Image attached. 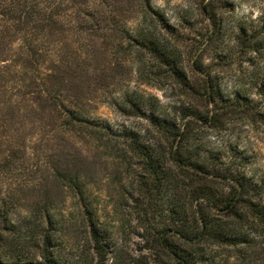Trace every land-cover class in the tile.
<instances>
[{
  "label": "trees",
  "instance_id": "16d2710c",
  "mask_svg": "<svg viewBox=\"0 0 264 264\" xmlns=\"http://www.w3.org/2000/svg\"><path fill=\"white\" fill-rule=\"evenodd\" d=\"M178 37L151 0H0V264L107 263L94 228L87 253L64 254L68 246L59 243L64 229L48 185L83 198L81 161L90 151L78 144L133 175L136 195L155 207L154 264H264V175L245 152L203 143L197 125H211L213 110L172 113L133 91L107 103L141 118L143 128L113 127L84 113L85 78L98 72L103 88L106 70L115 79L132 59H147L155 74L212 108H234L211 81L195 90L170 43ZM106 49L117 59L98 69L96 52ZM201 65L195 72L204 73ZM254 113L264 126V115Z\"/></svg>",
  "mask_w": 264,
  "mask_h": 264
},
{
  "label": "rangeland",
  "instance_id": "374dc122",
  "mask_svg": "<svg viewBox=\"0 0 264 264\" xmlns=\"http://www.w3.org/2000/svg\"><path fill=\"white\" fill-rule=\"evenodd\" d=\"M151 3L179 31L180 37L170 43L179 52L180 66L186 77L191 78L195 90L211 81L220 96L235 107L212 108L174 78L162 71V76L155 74V64L147 59L143 63L132 59L115 79H111L116 75L114 70H106L108 79L103 88L98 72L85 78L83 89L90 94L84 97L88 98L84 101V113L113 127L143 128L146 124L141 118L119 114L107 103L133 91L158 98L172 113L188 108H197L203 114L213 110L211 125H197L203 143L210 149L236 148L245 152L252 170L264 175V126L254 113L264 115V0H151ZM100 52L103 51L96 52L92 64L98 69L111 68L116 56L106 49V55L97 57ZM200 62L203 74L194 70V64ZM75 137H69L72 145L78 144ZM88 147L89 144L76 145L90 151L81 161L86 182L83 198L48 185L60 209L56 219L64 229L59 234V243L68 246L64 254L74 255L81 250L87 253L89 234L94 228L108 250L106 264H154L148 248L155 229L160 228L155 207L136 195L133 175L123 174L117 162L103 155L97 159L101 151ZM230 264L240 263L230 260Z\"/></svg>",
  "mask_w": 264,
  "mask_h": 264
}]
</instances>
